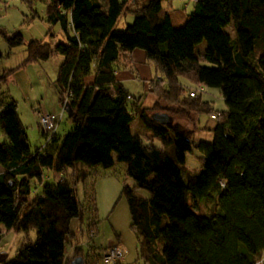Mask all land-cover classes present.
Returning <instances> with one entry per match:
<instances>
[{
  "label": "trees",
  "instance_id": "1",
  "mask_svg": "<svg viewBox=\"0 0 264 264\" xmlns=\"http://www.w3.org/2000/svg\"><path fill=\"white\" fill-rule=\"evenodd\" d=\"M190 1L186 11L161 0H45V15L59 24L61 37L30 38L21 63L59 55L50 82L59 104L67 101L72 107V127L61 136L54 128L48 140L31 148L15 99L0 89V236L9 229L23 231L21 245L12 257L1 252L0 264H67L72 255L83 254L75 245L65 256L64 248L66 238L75 234L69 227L72 218L80 229L96 230L93 179L84 182L87 167L115 160L124 163L132 179L120 193L146 264L262 263L264 0ZM126 12L132 20L116 29ZM6 32L0 28L9 47L23 42L18 31ZM201 40L204 46L198 50ZM135 47L144 51L153 70L150 104L129 94L115 76L119 66L134 71L130 51ZM93 62L88 103L104 94L109 102L80 110L74 93ZM11 70L0 74L1 83ZM183 78L193 86H185ZM197 85L217 87L224 108L212 107ZM154 110L184 121L161 124L151 117ZM200 112L213 117L208 140L192 138ZM135 117L159 144L133 131ZM168 141L166 149L162 143ZM191 144L201 152L199 169L182 174ZM43 168L53 170L52 182L45 181ZM78 180L85 205L77 196ZM202 198L213 203L208 213L193 208Z\"/></svg>",
  "mask_w": 264,
  "mask_h": 264
},
{
  "label": "rangeland",
  "instance_id": "2",
  "mask_svg": "<svg viewBox=\"0 0 264 264\" xmlns=\"http://www.w3.org/2000/svg\"><path fill=\"white\" fill-rule=\"evenodd\" d=\"M166 3H169L172 7H183V10L186 11L190 9L191 5L190 0H161L162 5ZM44 7L45 0H33L31 6L27 5L23 0H0V28L5 29L6 33L9 34L11 31L16 30L23 36L22 43L9 47L6 38L0 33V74L9 68L13 69L6 74L5 80L2 83L0 82V89H6L15 99L19 117L25 125L31 148L39 146L45 141V135L38 123L37 111L47 110L45 109L46 104L48 105V100L45 96V86L54 91L50 81L55 76L60 58L58 54H54L45 60L38 61L45 73L43 77L44 81L38 74L36 67H33V62L21 63L26 56V41L30 38L49 41L52 37L53 39H55V36L61 37L59 24L51 23L48 20ZM132 18L133 14L130 12L120 15L115 25L116 29L124 27L125 23L130 22ZM229 32L232 37V29ZM183 80L185 86H193L190 84V81H186L184 78ZM202 88L201 96L208 99L212 107L215 109L224 108V103L217 87L203 85ZM151 95L149 94L145 98L143 104L149 103ZM58 116L59 120L55 131L56 135L61 136L72 127V121L65 110L61 112V116L60 114ZM172 121L181 123L184 121V118L172 115ZM136 123L134 124L135 127ZM195 123L200 127L194 130L192 138L208 140L211 136L208 128L213 124V117L209 116L206 112H200L195 115ZM149 130V132H152L150 128ZM143 136L145 139L148 138L146 134H143ZM3 138L4 135L0 132V140ZM154 143H160L158 137L154 138ZM162 146L167 149L170 147V142H163ZM199 155H201V152L191 144L190 150L185 153L182 174L185 172H195L199 169ZM87 169L90 175L85 177L84 182L85 184L88 183L89 176L93 179L97 208L96 230L90 236L86 227L83 226L84 228L80 229L76 218H73L70 223L71 228L76 230V236L84 237L86 243L83 246L85 264H98L99 258L98 256L96 258L97 249L100 251L102 246L115 243L121 245L124 249V255L121 259L123 264H146L144 258L138 254L135 234L130 227V213L127 201L124 194L120 193L121 185L132 181L131 177L126 174L124 163L115 160L109 166L92 164L88 165ZM67 171L70 172V168ZM43 174L45 181H53L52 169L43 168ZM48 175L49 177H47ZM35 185H37L36 190L41 191V185L39 183H35ZM83 190L82 181L78 180L77 196L82 204L85 205L86 201ZM187 198H190L189 194H187ZM189 201L191 203L190 199ZM193 208L208 213L213 209V203L202 198L197 204L193 205ZM87 215L88 210L84 209V216L86 217ZM22 235L23 231L14 229L4 231L0 236V253L6 252L8 257H12L22 243ZM29 235L32 237V230L29 231ZM101 239L105 242L104 244H99ZM97 245L101 246L97 247ZM261 262V264H264V255Z\"/></svg>",
  "mask_w": 264,
  "mask_h": 264
},
{
  "label": "crops",
  "instance_id": "3",
  "mask_svg": "<svg viewBox=\"0 0 264 264\" xmlns=\"http://www.w3.org/2000/svg\"><path fill=\"white\" fill-rule=\"evenodd\" d=\"M56 38L58 37L55 36V39ZM203 46H204V41L202 40L196 43L195 47L198 48V50H201ZM130 56H131L132 63L134 66V71L127 67L119 66V68L115 70V76L123 84V86L125 87V89L128 91L129 94L133 96H140L141 103L143 104V101L145 100V98L149 94H152L149 91V88H150L149 80L153 76V71H152L151 66L145 61L144 51L141 48H138V47L133 48L130 51ZM33 65H34L33 67H36L40 77L43 78L45 76V73L42 69V66L39 65V62H33ZM93 67H94V62H93L92 68L82 76L81 83L80 85H78L77 90L74 93V98L77 103V108L80 110H84L90 106L107 104L109 102V95L104 94V95H97L93 99L91 104L88 103V99L90 95V88H91L92 81H93ZM43 81H44V78H43ZM45 96L48 100V105L46 104L45 109L49 110L54 116H57L58 114H60L61 116V112L64 109L62 108V106L60 107V105L58 104L57 96L55 92L51 91L47 86H45ZM151 96L152 97L150 98V101L148 104H150L155 97L154 94H152ZM135 122H137L136 127L134 126ZM130 125L133 131L146 134L147 136L151 135L153 138H156V136L152 132H149L150 131L149 128L145 126V124L139 117H135L133 120H131ZM0 167H1L0 168V171H1L3 167L1 165ZM131 183L132 181L128 184H131ZM134 192L140 196L147 195V192L141 189H135ZM72 220L73 218L69 222V227L72 231H74L75 234L72 236V238H66L65 240V248H64L65 256H70L73 253V249L75 245L80 246L83 250V246L84 244H86L84 237L83 236L77 237L76 230L71 228L70 223ZM67 239H68V243H67ZM99 242H100L99 244L105 243L103 239H101ZM94 245L96 246V244ZM98 246H101V245H97V247Z\"/></svg>",
  "mask_w": 264,
  "mask_h": 264
},
{
  "label": "built area",
  "instance_id": "4",
  "mask_svg": "<svg viewBox=\"0 0 264 264\" xmlns=\"http://www.w3.org/2000/svg\"><path fill=\"white\" fill-rule=\"evenodd\" d=\"M201 89L202 87L200 85H197L195 87V90H201ZM188 92L189 94H192L193 89L189 90ZM37 119L45 135V141H46L50 138V135L53 132L57 121L59 120V116L58 115L54 116L50 111L47 110H38ZM88 234L93 235L94 230L89 229ZM123 255H124V249L122 248L121 245L117 243L104 245L101 247L99 251L98 264H119Z\"/></svg>",
  "mask_w": 264,
  "mask_h": 264
},
{
  "label": "water",
  "instance_id": "5",
  "mask_svg": "<svg viewBox=\"0 0 264 264\" xmlns=\"http://www.w3.org/2000/svg\"><path fill=\"white\" fill-rule=\"evenodd\" d=\"M62 107L69 115L73 113L72 107L67 101L63 103ZM150 115L161 124H168L172 121V115L163 110H154ZM67 264H85L83 254L76 253L72 255Z\"/></svg>",
  "mask_w": 264,
  "mask_h": 264
}]
</instances>
